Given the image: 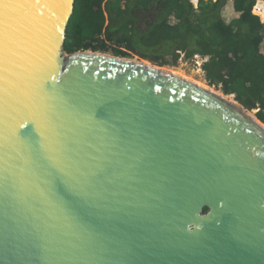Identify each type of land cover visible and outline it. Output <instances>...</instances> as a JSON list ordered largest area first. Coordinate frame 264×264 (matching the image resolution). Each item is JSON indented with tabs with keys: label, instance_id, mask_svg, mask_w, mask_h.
<instances>
[{
	"label": "water",
	"instance_id": "1",
	"mask_svg": "<svg viewBox=\"0 0 264 264\" xmlns=\"http://www.w3.org/2000/svg\"><path fill=\"white\" fill-rule=\"evenodd\" d=\"M74 2L0 0V264H264L263 124L147 61L68 53Z\"/></svg>",
	"mask_w": 264,
	"mask_h": 264
},
{
	"label": "trees",
	"instance_id": "2",
	"mask_svg": "<svg viewBox=\"0 0 264 264\" xmlns=\"http://www.w3.org/2000/svg\"><path fill=\"white\" fill-rule=\"evenodd\" d=\"M256 1L75 0L64 48L158 67L199 56L206 85L264 125V0Z\"/></svg>",
	"mask_w": 264,
	"mask_h": 264
},
{
	"label": "rangeland",
	"instance_id": "3",
	"mask_svg": "<svg viewBox=\"0 0 264 264\" xmlns=\"http://www.w3.org/2000/svg\"><path fill=\"white\" fill-rule=\"evenodd\" d=\"M258 5L261 6L262 2L259 1ZM132 58L139 60L137 57H132ZM201 64H202V61L200 59L193 57V59L189 60V61L181 60V62L179 63L178 66H165L163 68L168 70V71L172 70V72H174L176 75H178L182 78H185L191 82L200 84L202 86H207L206 82L204 81V78H203V72L200 68ZM207 87H209V86H207ZM209 88H211V87H209ZM211 89L222 94V92L219 90H216L214 88H211ZM252 113H254V112H252Z\"/></svg>",
	"mask_w": 264,
	"mask_h": 264
},
{
	"label": "bare ground",
	"instance_id": "4",
	"mask_svg": "<svg viewBox=\"0 0 264 264\" xmlns=\"http://www.w3.org/2000/svg\"><path fill=\"white\" fill-rule=\"evenodd\" d=\"M170 73H172L173 75H176L174 72H172V71H169ZM176 76H178V75H176ZM178 77H180V76H178ZM182 78V77H181ZM183 79H185V78H183ZM187 80V79H186ZM189 81V80H188ZM191 82V81H190ZM192 83H194V82H192ZM195 85H197V86H199V87H202V88H204V89H206V90H209V91H213V92H215L216 94H218L219 96H221L222 98H225V99H227L231 104H233V105H238L237 103H235L233 100H231V99H229L227 96H225V95H223V94H221V93H219V92H216V91H214V90H212V89H210V88H208L207 86H202V85H200V84H197V83H194ZM255 122L256 123H258L259 125H261L257 120H255ZM262 127H264L263 125H261Z\"/></svg>",
	"mask_w": 264,
	"mask_h": 264
},
{
	"label": "built area",
	"instance_id": "5",
	"mask_svg": "<svg viewBox=\"0 0 264 264\" xmlns=\"http://www.w3.org/2000/svg\"><path fill=\"white\" fill-rule=\"evenodd\" d=\"M191 1V3L194 5V6H196V3H197V0H190ZM258 1H260V0H257L256 1V3L258 2ZM256 3H255V5H256ZM255 5H254V7H255ZM254 7H253V9H254ZM255 14V13H254ZM255 15H257V14H255ZM258 17H259V15H257ZM196 58H198V59H200L202 62L204 61V59H202L201 57H199V56H195Z\"/></svg>",
	"mask_w": 264,
	"mask_h": 264
}]
</instances>
